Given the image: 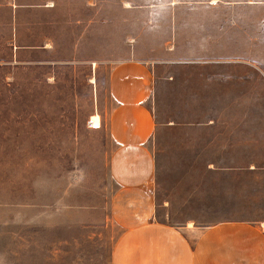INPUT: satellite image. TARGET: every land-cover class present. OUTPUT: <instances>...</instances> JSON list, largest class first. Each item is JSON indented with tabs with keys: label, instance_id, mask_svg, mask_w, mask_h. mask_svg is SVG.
<instances>
[{
	"label": "crops",
	"instance_id": "1",
	"mask_svg": "<svg viewBox=\"0 0 264 264\" xmlns=\"http://www.w3.org/2000/svg\"><path fill=\"white\" fill-rule=\"evenodd\" d=\"M3 11L15 50L121 55L103 66L110 264H264V181L248 164L264 128V0H0Z\"/></svg>",
	"mask_w": 264,
	"mask_h": 264
},
{
	"label": "rangeland",
	"instance_id": "2",
	"mask_svg": "<svg viewBox=\"0 0 264 264\" xmlns=\"http://www.w3.org/2000/svg\"><path fill=\"white\" fill-rule=\"evenodd\" d=\"M10 32L0 21V264H110L120 229L107 210L116 144L103 66L121 55L15 50ZM257 89L264 126L260 68ZM261 137L248 164L264 181V128Z\"/></svg>",
	"mask_w": 264,
	"mask_h": 264
},
{
	"label": "bare ground",
	"instance_id": "3",
	"mask_svg": "<svg viewBox=\"0 0 264 264\" xmlns=\"http://www.w3.org/2000/svg\"><path fill=\"white\" fill-rule=\"evenodd\" d=\"M263 228H264V223H263Z\"/></svg>",
	"mask_w": 264,
	"mask_h": 264
}]
</instances>
